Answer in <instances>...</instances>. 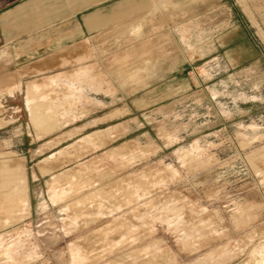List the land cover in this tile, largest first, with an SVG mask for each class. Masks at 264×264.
Listing matches in <instances>:
<instances>
[{
    "label": "rangeland",
    "instance_id": "obj_1",
    "mask_svg": "<svg viewBox=\"0 0 264 264\" xmlns=\"http://www.w3.org/2000/svg\"><path fill=\"white\" fill-rule=\"evenodd\" d=\"M118 11L0 47V264H264V0Z\"/></svg>",
    "mask_w": 264,
    "mask_h": 264
},
{
    "label": "crops",
    "instance_id": "obj_2",
    "mask_svg": "<svg viewBox=\"0 0 264 264\" xmlns=\"http://www.w3.org/2000/svg\"><path fill=\"white\" fill-rule=\"evenodd\" d=\"M121 1L0 0V47H9L21 68L54 57L55 50L107 28Z\"/></svg>",
    "mask_w": 264,
    "mask_h": 264
},
{
    "label": "bare ground",
    "instance_id": "obj_3",
    "mask_svg": "<svg viewBox=\"0 0 264 264\" xmlns=\"http://www.w3.org/2000/svg\"><path fill=\"white\" fill-rule=\"evenodd\" d=\"M76 77V76H75ZM80 77V76H79ZM77 79H78V77H77ZM83 79V78H82ZM84 79H85V77H84ZM86 80H88V79H86ZM85 81V80H84ZM83 81V82H84ZM86 83V82H85ZM50 84V83H49ZM73 84V83H72ZM82 84V83H81ZM87 84V83H86ZM85 84V85H86ZM74 85V84H73ZM82 86V85H81ZM87 86V85H86ZM94 87V86H93ZM78 88V87H77ZM81 88V87H80ZM80 90V89H79ZM72 91V90H71ZM79 92V91H78ZM69 93H71V92H69ZM77 93V92H76ZM81 93V92H80ZM78 94V93H77ZM71 95V94H70ZM79 95V94H78ZM79 96H81V95H79ZM74 97V96H73ZM70 98V97H69ZM72 99V98H71ZM31 117H32V115H31ZM34 122H35V120H34ZM33 125H34V123H33ZM37 125V124H36Z\"/></svg>",
    "mask_w": 264,
    "mask_h": 264
}]
</instances>
